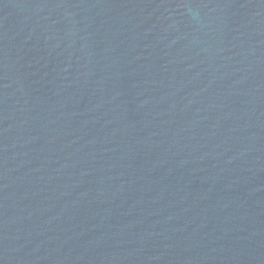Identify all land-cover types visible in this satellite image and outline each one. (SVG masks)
Here are the masks:
<instances>
[{"label": "water", "instance_id": "95a60500", "mask_svg": "<svg viewBox=\"0 0 264 264\" xmlns=\"http://www.w3.org/2000/svg\"><path fill=\"white\" fill-rule=\"evenodd\" d=\"M0 264H264V0H0Z\"/></svg>", "mask_w": 264, "mask_h": 264}]
</instances>
